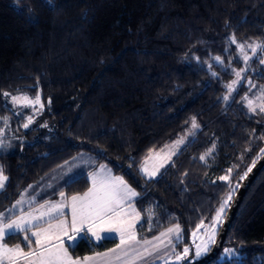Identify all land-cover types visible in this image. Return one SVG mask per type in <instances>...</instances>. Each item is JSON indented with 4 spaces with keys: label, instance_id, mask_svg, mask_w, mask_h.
Segmentation results:
<instances>
[{
    "label": "trees",
    "instance_id": "obj_1",
    "mask_svg": "<svg viewBox=\"0 0 264 264\" xmlns=\"http://www.w3.org/2000/svg\"><path fill=\"white\" fill-rule=\"evenodd\" d=\"M254 42L264 43V0H0V163L9 177L0 212L25 188L56 200L51 192L69 176L78 182L63 191L82 194L106 165L137 190L140 223L154 213L151 231L137 225L139 238L178 219L192 247L201 218L209 224L228 185L264 155V52L253 54L247 45ZM237 44L245 45L246 65ZM242 68L247 79L229 95L233 69ZM20 95L39 96L43 107L13 104ZM248 100L259 108L250 110ZM179 139L173 163L151 179L142 173L152 152ZM225 175L228 182L219 179ZM117 241L81 240L71 253L81 258ZM4 243L24 241L6 236ZM223 249L235 255L206 264H264V169Z\"/></svg>",
    "mask_w": 264,
    "mask_h": 264
},
{
    "label": "snow or ice",
    "instance_id": "obj_2",
    "mask_svg": "<svg viewBox=\"0 0 264 264\" xmlns=\"http://www.w3.org/2000/svg\"><path fill=\"white\" fill-rule=\"evenodd\" d=\"M47 2L51 3L52 0H47ZM232 43H237L234 37ZM237 47L243 53V63L246 65L249 56L245 52V45L237 44ZM247 47L252 50L253 54L257 53V49L264 52V43L254 42L248 44ZM214 59L217 63L223 64L219 56ZM259 62L264 64V57ZM211 67L209 65V68ZM245 71H247L246 68H242L240 71L233 69L236 80L227 86L229 95L236 90L233 85L247 79L242 75ZM247 82L252 83L251 80ZM3 95L7 97L10 94L5 92ZM261 95L264 96V90H261ZM228 98L226 95L224 100L227 101ZM245 99L247 100V97ZM11 102L32 108H35L36 105L43 107L39 96L34 99L26 95L12 96ZM48 103L50 104L51 100ZM248 107L250 110L256 111L251 100H248ZM260 111L264 112V104L260 106ZM32 122V116H28L27 123H24L23 127L27 129ZM198 128L199 125L193 118L192 129ZM182 143H184L183 139L177 140L172 146V151L158 157L160 163L151 173L147 168H143L141 171L151 179L160 167H164L165 161L173 163L171 156L176 154L175 145ZM4 146L3 141H0V149ZM214 148L213 144L208 152L201 155L199 159L204 161L208 155H211ZM260 151L264 154V149ZM255 164L256 160L253 159L251 166L238 176L235 185H228V192L220 201L219 207L215 209V215L207 226L204 223V218H201L200 223L191 233L192 247L184 244V229L178 219L151 239L138 238L137 225H140L141 231L145 227L151 231V217L154 213L149 212L148 219L141 224V212L135 207L138 193L122 177L113 176L106 165L99 166L98 171L94 170L91 173V186L82 194L69 196L63 191V187L70 186L69 181L78 182L73 176H69L64 185L51 192V195L59 197L58 200H51L48 196L38 199L39 193L28 195V192L25 191L7 212H0V264H90L97 260H103L104 264H111L109 253H97L95 256H86L81 260L73 259L68 251L81 240L94 238L96 241H100L109 238L107 235H101L102 233L118 235L119 244L111 252L116 253V260L128 257L126 264H136V262L148 258H152L154 262H162V264H181L185 261L187 264H195L197 260L206 257L212 251V247L216 243L217 229L223 224L231 201L240 188L239 181L247 178ZM219 179L228 182L229 175L221 176ZM8 181L9 177L4 174L3 167L0 166V191L5 190ZM25 205L27 208L24 207ZM17 235H22L25 242L24 247L20 245L9 247L3 243L6 236L12 238ZM25 248L28 250L25 251ZM132 253L135 255H130ZM234 255V250L223 249L219 254V259L223 261L225 257Z\"/></svg>",
    "mask_w": 264,
    "mask_h": 264
},
{
    "label": "water",
    "instance_id": "obj_3",
    "mask_svg": "<svg viewBox=\"0 0 264 264\" xmlns=\"http://www.w3.org/2000/svg\"><path fill=\"white\" fill-rule=\"evenodd\" d=\"M264 169V155L258 160V162L255 164V167L252 168V171L248 173L247 178L244 179L243 183L241 184L240 188L238 189V192L234 198V201L229 209V212L225 218V221L223 222L221 229L219 231V234L216 239L215 245L212 247V251L206 256L201 258L200 260H197L195 264H206L208 262H211L214 260L220 253L227 234L230 230V227L232 225V222L235 218V215L238 211L239 206L242 203V200L244 196L246 195L249 187L252 185L254 180L257 178V176L260 174V172ZM187 264V263H185Z\"/></svg>",
    "mask_w": 264,
    "mask_h": 264
},
{
    "label": "rangeland",
    "instance_id": "obj_4",
    "mask_svg": "<svg viewBox=\"0 0 264 264\" xmlns=\"http://www.w3.org/2000/svg\"><path fill=\"white\" fill-rule=\"evenodd\" d=\"M248 55V54H247ZM249 56V55H248ZM239 82H241V81H239ZM238 82V83H239ZM237 83V84H238ZM237 84H235V85H233V86H236ZM253 107L256 109V108H259V104L258 103H255L254 105H253ZM176 142V141H175ZM175 142H173V143H171V144H169V145H167V146H165L164 148H162L163 149V151H161L162 149H160V150H156V151H154V152H152L150 155H149V157L142 163V167H141V169H143V168H147V170H148V172L149 173H151L153 170H154V168H156V167H158V165H159V163H160V160L158 159V157H160V156H163V155H165L166 153H168V152H170V151H172L173 150V148H172V146L175 144ZM181 145L182 144H179V145H175V153L177 154L178 152H179V150H180V148H181ZM176 154L175 155H173V156H171V161L174 159V157L176 156ZM168 164H170V162H168V161H165L164 162V167H160L159 169H158V171L156 172V175L155 176H153L152 178H154V177H157L160 173H161V171L165 168V167H167L168 166ZM0 166H2V164L0 163ZM112 173V172H111ZM143 173V172H142ZM112 175L113 176H116V177H122V176H120V175H114L113 173H112ZM123 178V177H122ZM124 179V178H123ZM125 180V179H124ZM126 181V180H125ZM127 182V181H126ZM54 184V183H53ZM60 184H61V182H57V183H55L54 184V187H59L60 186ZM128 184V183H127ZM129 185V184H128ZM130 186V185H129ZM131 187V186H130ZM131 188H133V187H131ZM134 189V188H133ZM136 192H137V190L136 189H134ZM25 191H27L28 192V188H25V189H23L22 191H21V193H20V196H21V194L22 193H24ZM39 193V196H38V199H39V197L41 196V192H38ZM138 193V192H137ZM33 194V193H32ZM29 195V194H28ZM31 195V194H30ZM19 196V197H20ZM18 197V198H19ZM17 198V199H18ZM137 198H138V196L136 197V201H137ZM16 201V200H15ZM14 201V202H15ZM13 202V203H14ZM12 203V204H13ZM12 204L10 205V206H8L7 208H5L3 211H1V212H7V210L12 206ZM25 208L27 207V205H25L24 206ZM135 207L137 208V206H136V204H135ZM137 210H138V208H137ZM139 211V210H138ZM142 221V215H141V219H140V222ZM206 226L208 225V224H205ZM217 231H218V229H217ZM137 234H138V232H137ZM101 235H107L109 238H119L118 237V235L117 234H115V233H102ZM139 238V237H138ZM152 238V237H151ZM151 238H148V239H151ZM90 240H92V241H94V242H100V241H103L104 239H102V240H100V241H96L94 238H92V239H90ZM3 243H4V241H3ZM24 244H25V242H24ZM24 244H20V246L21 247H24ZM8 246V245H7ZM66 246H67V244H66ZM9 247H14V246H9ZM33 247H35V245H33ZM72 248V247H71ZM70 250V248L68 249V251ZM25 251H27L26 250V248H25ZM69 252H71V251H69ZM117 252H119V249H117ZM110 253V252H109ZM72 255V254H71ZM130 255H132V256H134L135 254L134 253H132V254H130ZM73 256V255H72ZM112 258V257H111ZM121 259H122V261H123V263L124 262H126L129 258L128 257H121ZM136 263H138V264H158V263H160V264H162V262H154L153 260H152V258H148L147 260H142V261H138V262H136ZM181 264H184V262H181Z\"/></svg>",
    "mask_w": 264,
    "mask_h": 264
},
{
    "label": "crops",
    "instance_id": "obj_5",
    "mask_svg": "<svg viewBox=\"0 0 264 264\" xmlns=\"http://www.w3.org/2000/svg\"><path fill=\"white\" fill-rule=\"evenodd\" d=\"M99 170V169H98ZM97 170V171H98ZM59 199V197L56 199V200H58ZM27 208V207H26ZM118 241H117V243L114 245V246H112V247H110V248H108V249H105V250H102V251H97V252H93V253H89V254H87V255H85V256H83V257H81V258H77V257H74V256H72L71 254V252H69V254H70V256L73 258V259H83L84 257H86V256H95L97 253H109V255H110V257H112L111 258V264H126V262H124L123 263V261H122V259H120V260H116L115 259V255H116V253H112L111 252V250L112 249H116L117 248V245L119 244V238L117 239ZM26 250H28L27 248H26ZM69 251H71V248H70V250ZM90 264H104V261L103 260H97V261H95V262H90ZM136 264H138V263H136Z\"/></svg>",
    "mask_w": 264,
    "mask_h": 264
}]
</instances>
